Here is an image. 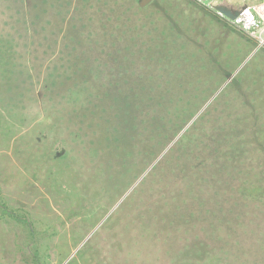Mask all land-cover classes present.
Segmentation results:
<instances>
[{"label": "rangeland", "instance_id": "1", "mask_svg": "<svg viewBox=\"0 0 264 264\" xmlns=\"http://www.w3.org/2000/svg\"><path fill=\"white\" fill-rule=\"evenodd\" d=\"M0 264H264V48L193 0H0Z\"/></svg>", "mask_w": 264, "mask_h": 264}, {"label": "built area", "instance_id": "2", "mask_svg": "<svg viewBox=\"0 0 264 264\" xmlns=\"http://www.w3.org/2000/svg\"><path fill=\"white\" fill-rule=\"evenodd\" d=\"M197 4L212 8L237 25L240 29L250 33L257 41V49L264 48V0L244 4L239 10L225 9V0H193Z\"/></svg>", "mask_w": 264, "mask_h": 264}, {"label": "trees", "instance_id": "3", "mask_svg": "<svg viewBox=\"0 0 264 264\" xmlns=\"http://www.w3.org/2000/svg\"><path fill=\"white\" fill-rule=\"evenodd\" d=\"M160 105V104H159ZM103 111V110H102ZM111 111H113L112 110V108L110 107V106H108V111H103V113H105V114H112L111 113ZM169 114V110H168V108H167V105L165 104V103H163L162 105H161V107H160V109H159V111H158V113H156V114H154V117H161V116H166V115H168ZM153 117V118H154ZM107 121H108V119H107ZM106 130L107 131H110V132H115V133H119L120 132V128H118V126H117V123L116 124H111V123H108L107 124V127H106ZM116 135V134H115ZM114 135V136H115ZM112 136V135H111Z\"/></svg>", "mask_w": 264, "mask_h": 264}]
</instances>
